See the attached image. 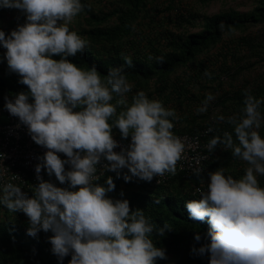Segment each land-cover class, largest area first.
<instances>
[{
    "label": "clouds",
    "instance_id": "9594fccd",
    "mask_svg": "<svg viewBox=\"0 0 264 264\" xmlns=\"http://www.w3.org/2000/svg\"><path fill=\"white\" fill-rule=\"evenodd\" d=\"M0 9L25 16L14 30H0V69L6 59L8 70L28 89L4 96L0 126L9 123L8 111L19 119L17 127L26 126L31 139L47 149L37 157L38 183L29 182L25 191L12 182L21 180L13 174L12 181L0 186V205L28 217V236L51 232L48 241L58 264L69 255L68 264H169L172 258L183 264L186 253L207 255L208 264H264V187L258 179L264 177V97L245 89L238 112L225 116L216 110L211 117L205 135L215 134L205 144L207 152L220 147L247 167L239 178L218 167L208 172L205 184L199 166L204 157L196 159L191 176L206 188H197L199 199L185 206L191 220L207 221L210 227L203 235L194 234L190 253L166 254L153 237H163L172 226L158 227L144 210L132 209L128 199L110 197L116 188L111 176L100 181L113 173L119 178L122 172L125 182L135 177L146 183L180 173L177 164L187 158L193 142L173 131L180 119L177 111L143 90L129 97L134 85L124 65L109 67L102 75L95 65L85 69L71 62L69 57L90 47L86 37L70 28L85 9L81 0H0ZM218 27L223 31L224 22ZM122 58L133 66L131 56ZM148 59L164 62L163 56ZM204 75L211 77L207 70ZM215 100V94L206 93L196 114L207 113ZM113 136L130 137V143L122 147ZM42 170L53 182L44 180ZM4 174L0 170V177Z\"/></svg>",
    "mask_w": 264,
    "mask_h": 264
},
{
    "label": "trees",
    "instance_id": "16d2710c",
    "mask_svg": "<svg viewBox=\"0 0 264 264\" xmlns=\"http://www.w3.org/2000/svg\"><path fill=\"white\" fill-rule=\"evenodd\" d=\"M154 1L117 0L104 13L96 11L88 0H81L85 5L81 14L86 15V27L78 26L75 31L90 41V47L83 54L69 57L71 62L85 69L95 65L102 75L107 74L109 67L124 65L127 78L134 85L129 97L143 90L150 98H158L166 107L177 111L180 119L174 122L176 135L196 134L212 126L211 117L216 110L225 116L238 112L245 89L250 88L258 98L264 97V75L250 77L258 65L264 66V0H256L254 8L248 12L231 9L214 15H201L194 10L186 9L184 12L181 9L183 13L177 12L176 18L167 19L166 26L158 23L155 16H150ZM199 1L205 4L213 0ZM166 3L164 11L174 9L171 0H166ZM17 15L21 12L16 9H0V30L7 32L16 28ZM141 18L149 20L145 29H141ZM110 21L113 23L108 25ZM221 21L225 24L223 31L218 27ZM3 22L6 24L4 28L1 27ZM161 25L164 28L156 31ZM257 27L260 29L255 34L253 29ZM189 28L199 30L188 33ZM235 33H239L238 36ZM125 55L132 57V67L123 61ZM150 55L163 56L164 62L159 64L149 60ZM4 61V68L0 69V106L4 105L5 95L28 90L26 85L18 83L19 76L11 73L6 59ZM205 70L211 73L210 78L204 75ZM208 92L215 94L216 100L207 113L197 115L195 110ZM217 127L228 129L226 124ZM114 131L119 132L115 128ZM214 134H208L205 141ZM261 135L264 137V128ZM206 153L209 159L202 173L205 184L208 172L218 167H226L235 178L244 174L246 162L233 159L229 151L217 147L213 153ZM125 173L122 172L119 178L116 173L101 178L100 183L108 176L114 180L115 191L108 195L114 199H128L132 209L144 210L158 227L165 223L172 226V230L166 231L163 237H153L156 246L165 248L166 254L190 253L194 234L199 232L203 235L210 227L207 221L191 220L185 206L187 201L199 199L195 193V187L201 184L199 179L180 172L166 183L155 185L135 177L125 182ZM258 179L264 187V177ZM121 190L123 197L120 196ZM28 226V217L24 213H13L0 205V264H58L48 241L52 233L41 231L33 238L27 235ZM191 256L193 259L200 257ZM70 259V255L65 257L63 264H68ZM202 261L207 264L208 256L200 257L199 262Z\"/></svg>",
    "mask_w": 264,
    "mask_h": 264
},
{
    "label": "built area",
    "instance_id": "2783aa9c",
    "mask_svg": "<svg viewBox=\"0 0 264 264\" xmlns=\"http://www.w3.org/2000/svg\"><path fill=\"white\" fill-rule=\"evenodd\" d=\"M7 118L9 123L0 126V170L4 171V175L0 177V186L4 183L12 181L13 174L18 175L22 180L12 181L19 184L23 190H28L31 186L29 182L38 183L35 173V165L39 162L37 157L43 156L47 151L42 146L37 145L28 134L27 128L24 125H17L20 123L17 117L11 116L7 111ZM210 127L207 126L204 129H201L196 134H182L178 135L180 137H187L190 141L193 142L191 149L187 150L185 153L186 159H182L177 164V171L184 172L185 174H193L192 168L196 166V159H200V167L205 166V163L208 161L209 156L206 153L205 148L208 135H205L206 129ZM115 140L119 142L122 147L127 146L130 143V137L125 139H117L113 136ZM114 151L119 152L120 148L114 149ZM62 159H66L63 153L59 154ZM99 167V166H98ZM68 166L66 165V169ZM41 175L44 180H53L55 178L49 177L46 171L42 170ZM54 176V175H53ZM169 173H166L163 177H154L150 184H164L169 180ZM55 177V176H54ZM197 188L204 189L206 186L200 185ZM195 193L199 195L196 191Z\"/></svg>",
    "mask_w": 264,
    "mask_h": 264
},
{
    "label": "rangeland",
    "instance_id": "374dc122",
    "mask_svg": "<svg viewBox=\"0 0 264 264\" xmlns=\"http://www.w3.org/2000/svg\"><path fill=\"white\" fill-rule=\"evenodd\" d=\"M90 2V4H92L95 8L96 11H102L104 13H106L108 10H110L111 8V4H115V2L117 0H92L93 2H91L90 0H88ZM172 1V5L173 8L171 11H164V7L167 6L166 0H155L153 8L150 9V16L153 18L154 16L156 17V20L158 21V23H163L167 24V19L171 18H176L177 12H182L187 9V10H194L195 12H197L198 14L201 15H214V14H218L224 11H228V10H235V11H239V12H248L251 11L254 6H255V1L256 0H213L210 1L208 3L202 4L199 0H171ZM176 9V11H175ZM182 9V11H181ZM19 11V10H18ZM165 12V13H164ZM183 13V12H182ZM23 13H21V15H17L15 18V21H18L19 23L15 24L16 26L18 24H23L25 22V16H23ZM85 14H79L74 20L72 25L70 26V28L77 30L78 26H84L86 27V23H85ZM22 18V19H21ZM149 22V20H143L141 18V29H145L147 26H145L147 23ZM113 22L110 21L108 23V25H111ZM160 25V24H159ZM6 26V24H4L1 26L2 28H4ZM139 24H137V29H139ZM156 26V25H154ZM164 28V25L159 26L156 31H161ZM260 28H255L253 29V32H255V34L258 33ZM14 30V28H13ZM199 30V28H189L187 31L188 33H195ZM150 31V30H149ZM6 34V33H5ZM239 33H235V36H238ZM139 35V34H137ZM141 37V36H139ZM6 52V51H5ZM3 55V54H2ZM256 71L254 72V74H251L250 77H256L258 75H264V66L263 65H258L255 69ZM179 74V73H178ZM177 74V75H178ZM191 255L189 254H185L183 255V257L180 259L181 262L183 264H201L199 262L200 257H197L196 259H190ZM170 262H172V264H175L176 261L172 258L168 263L170 264ZM158 260H157V264H158ZM203 263V261H202ZM181 264V263H179ZM208 264V263H207Z\"/></svg>",
    "mask_w": 264,
    "mask_h": 264
}]
</instances>
